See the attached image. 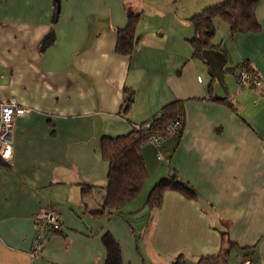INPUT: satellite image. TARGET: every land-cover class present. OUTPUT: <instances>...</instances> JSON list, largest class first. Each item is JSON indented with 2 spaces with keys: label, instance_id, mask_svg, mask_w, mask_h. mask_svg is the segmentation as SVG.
Returning <instances> with one entry per match:
<instances>
[{
  "label": "crops",
  "instance_id": "0c3cea01",
  "mask_svg": "<svg viewBox=\"0 0 264 264\" xmlns=\"http://www.w3.org/2000/svg\"><path fill=\"white\" fill-rule=\"evenodd\" d=\"M211 2L0 0V99L27 109L13 119L12 158L0 157V264H104L106 233L122 264L178 256L194 264L220 249L222 232L235 243L226 264H240L244 246L254 248L249 264H264V95L236 78L243 59L264 76V0L258 31L232 35L225 23L217 45L195 58L189 17ZM128 10L140 13L138 36L122 54L117 30ZM126 87L134 99L124 114ZM175 100L184 107L181 131L141 146L143 198L99 213L102 137ZM172 174L194 196L166 187L160 206H144ZM51 206L60 223L33 254L36 214Z\"/></svg>",
  "mask_w": 264,
  "mask_h": 264
},
{
  "label": "trees",
  "instance_id": "16d2710c",
  "mask_svg": "<svg viewBox=\"0 0 264 264\" xmlns=\"http://www.w3.org/2000/svg\"><path fill=\"white\" fill-rule=\"evenodd\" d=\"M260 0H216L201 7L194 12L189 19L193 25V35L188 39L192 54L195 58H201L203 50L217 45L214 42L216 33L215 19L220 18L227 24L229 32L233 34L256 32L261 24L256 16V6ZM140 13L127 11V23L125 27L118 28V41L116 51L129 54L134 47L137 34L136 27ZM47 39V37H46ZM45 44V39H44ZM239 65H244L252 71H256L249 61L243 59ZM134 99V91L125 88L123 113L127 114ZM184 107L180 100H175L161 109V111L149 118V120L133 125L126 133L115 136L102 137L101 154L108 162L106 195L99 213L111 212L121 208L128 200L134 198L142 189L144 181L148 177V170L141 152V146L148 141L153 133L162 132L165 126L175 118L182 119ZM183 123V121H182ZM181 131V130H180ZM172 174L168 178L159 180L150 190L145 206L150 209L161 205L162 196L166 187L175 188L188 196H194V190L187 183L176 180ZM106 209H109L105 211ZM54 230L50 228L48 234ZM47 234V235H48ZM220 249L211 254L200 255L194 264H226L235 243L228 237L227 232H222ZM103 241L107 249L104 264H122L120 246L118 241L109 233L103 235ZM244 257L253 252V246L241 247ZM249 258V257H248ZM183 259L178 256L169 263L156 264H182Z\"/></svg>",
  "mask_w": 264,
  "mask_h": 264
},
{
  "label": "built area",
  "instance_id": "2783aa9c",
  "mask_svg": "<svg viewBox=\"0 0 264 264\" xmlns=\"http://www.w3.org/2000/svg\"><path fill=\"white\" fill-rule=\"evenodd\" d=\"M236 78L240 87L252 86L260 94L264 95V76L257 71H252L244 65H239L236 70ZM26 110L13 97L8 100L0 99V157L5 160H10L13 155V119L16 115L24 114ZM182 126V120L175 118L165 126L162 132L153 133L148 140L158 144L170 136L179 133ZM59 223V213L55 207H44L38 211L36 214V232L33 239V254H38L41 251L48 230L58 226ZM249 263L250 259L248 257H243L240 260V264Z\"/></svg>",
  "mask_w": 264,
  "mask_h": 264
},
{
  "label": "rangeland",
  "instance_id": "374dc122",
  "mask_svg": "<svg viewBox=\"0 0 264 264\" xmlns=\"http://www.w3.org/2000/svg\"><path fill=\"white\" fill-rule=\"evenodd\" d=\"M189 1H191V3H195L197 0H185V2H189ZM208 1V0H207ZM210 2L212 1V0H209ZM165 7H167L166 5H165ZM215 24H216V32H217V35H216V38H214V41L215 42H217L219 39H220V37H221V34H222V32H223V30L224 29H227V26H226V24L224 23V22H222V20L220 19V18H216L215 19ZM255 89V88H254ZM255 92L256 93H260L257 89H255ZM146 181V180H145ZM156 184V183H155ZM154 184V185H155ZM153 185V186H154ZM141 191V190H140ZM141 195V196H140ZM137 197V198H136ZM143 198V196H142V193L140 194V192L134 197V198H132V199H130V200H128V201H135L134 199H137V201H139V199H142ZM127 201V202H128ZM145 206V205H144ZM142 209V208H141ZM140 209V210H141ZM232 259V257H231V255H230V259H229V261Z\"/></svg>",
  "mask_w": 264,
  "mask_h": 264
}]
</instances>
